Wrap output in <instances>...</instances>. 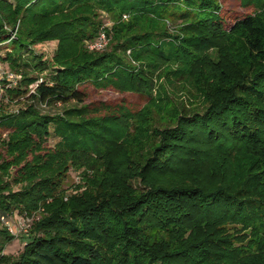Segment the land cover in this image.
Segmentation results:
<instances>
[{
  "label": "trees",
  "instance_id": "1",
  "mask_svg": "<svg viewBox=\"0 0 264 264\" xmlns=\"http://www.w3.org/2000/svg\"><path fill=\"white\" fill-rule=\"evenodd\" d=\"M254 1L263 11L225 30L218 0H0V60L21 76L6 98L31 100L0 110V216L42 213L17 257L0 229V264H264V0ZM185 11L197 19L169 33ZM101 31L107 46L88 49ZM49 40L43 60L35 47ZM172 61L203 104L173 127L83 104L85 83L160 100L163 87L152 92ZM71 100L60 114L36 106ZM70 169H83L86 190L64 199ZM247 229L237 247L233 233Z\"/></svg>",
  "mask_w": 264,
  "mask_h": 264
},
{
  "label": "rangeland",
  "instance_id": "2",
  "mask_svg": "<svg viewBox=\"0 0 264 264\" xmlns=\"http://www.w3.org/2000/svg\"><path fill=\"white\" fill-rule=\"evenodd\" d=\"M218 2L221 6V8L218 10V14L221 16L220 18H222L225 30H227L229 26L237 19L249 14L260 13L263 11L259 5L255 4L254 0H218ZM128 18L129 16L127 14L122 16L124 21L128 20ZM100 19L103 24L102 28L105 26L106 30H110L113 25L112 18L108 14L102 12ZM195 19H197V17L192 11H185L183 13L175 12L169 17L166 28L168 29L169 33L182 35L181 29ZM168 39L169 38H166V40ZM57 44V40L45 41L37 45L35 47V51L38 53V55H42L43 60H49L53 57L57 48ZM1 51L2 52L0 55L5 53L4 50ZM26 58H28V60H32L31 56L23 57L24 60H26ZM2 64H4L6 68H10L9 62L2 61ZM175 64L176 63H173V61L169 62L166 64V66L159 70L161 73V80L156 81V88L153 90L152 95H156L157 84L159 87H163L162 94L160 95L162 96V99L160 100L152 101L150 96H147L145 93L140 94L137 92H121L113 87H108L106 89H95L89 83H85L79 86V90L85 94L83 104H87L90 110H93L94 108L100 110L103 104L110 107L111 110H114L117 113L122 109L123 111L127 110L133 116H136L145 110V115L150 117L149 120L151 129L153 127H173L174 115L177 112L184 113L203 109L201 100H199L196 96V90L193 86V82L186 77V74H174V68L176 67ZM168 69H171L172 71L166 72ZM20 70H22V68ZM25 70V72L31 71L29 68ZM31 72L32 74H35V72ZM43 74L48 78L51 77V73L48 70L44 71ZM30 102L31 100L26 99V97L14 96V101L6 100L0 102V105H2L0 110H2L4 114H11L14 113L15 110L25 107ZM72 105H76L74 100L69 101L65 105L57 104L54 107H46L39 104L36 106L41 113L53 115L62 113L65 108ZM103 112V110H100L98 114H102ZM57 140L58 138L52 137L50 139V144L53 146L56 144ZM1 153L2 150L0 149V154ZM82 170L83 169L79 171L70 169L64 176L60 177V188L63 190L62 195L64 196V199L72 195H78L86 190L85 184L81 181L80 172ZM78 184H81L80 187ZM13 188L17 190L19 186H14ZM41 215V211L29 216L19 213L18 211L14 212L13 214H9L8 217H6V220L8 221V226L12 229V232L8 229V226L6 225L7 222L4 223L0 219V229H6L11 235L14 236V239L5 245L3 252L17 257L23 250L26 240H28V236L31 235V227L33 223L38 220ZM229 228L231 229L229 232L232 233L241 227L235 226ZM233 234L231 235H233V239L237 247H248V243L251 238L250 229L239 230ZM0 241H2L1 236ZM250 248L253 250V247Z\"/></svg>",
  "mask_w": 264,
  "mask_h": 264
},
{
  "label": "built area",
  "instance_id": "3",
  "mask_svg": "<svg viewBox=\"0 0 264 264\" xmlns=\"http://www.w3.org/2000/svg\"><path fill=\"white\" fill-rule=\"evenodd\" d=\"M13 36L14 35L12 34L11 37L13 38ZM108 40L109 39L106 33L101 32L99 36L97 37V39L87 42V48L90 50H96V51L103 50L106 47ZM19 80H20V76L17 73L13 72L9 67L6 68L5 65L2 64V61L0 60V102L7 100L6 90L9 88L15 87L18 84ZM40 81L41 80H38V82L30 84L28 86L29 91L33 92L36 85ZM6 217H8V215H1L0 219L4 223L7 222L6 225L8 226L9 223L6 220ZM8 229L12 232V229L9 226H8Z\"/></svg>",
  "mask_w": 264,
  "mask_h": 264
}]
</instances>
